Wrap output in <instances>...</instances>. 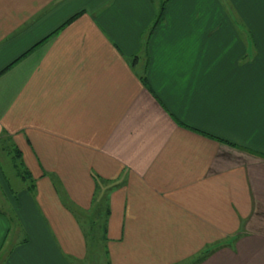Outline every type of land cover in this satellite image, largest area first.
Here are the masks:
<instances>
[{
	"label": "crops",
	"instance_id": "0c3cea01",
	"mask_svg": "<svg viewBox=\"0 0 264 264\" xmlns=\"http://www.w3.org/2000/svg\"><path fill=\"white\" fill-rule=\"evenodd\" d=\"M162 2L0 0V264H264V0Z\"/></svg>",
	"mask_w": 264,
	"mask_h": 264
},
{
	"label": "rangeland",
	"instance_id": "374dc122",
	"mask_svg": "<svg viewBox=\"0 0 264 264\" xmlns=\"http://www.w3.org/2000/svg\"><path fill=\"white\" fill-rule=\"evenodd\" d=\"M158 5L161 4L163 0H154ZM234 20H236V23H240L239 19L234 17ZM247 23H251L252 19H247ZM242 23H246L245 20L241 19ZM0 211L5 212L7 216L12 214L13 208H11L8 205V199L7 197H4V194L2 192V185L5 184V186H9L11 188V191H17L18 187L25 186L26 183H28V178L25 177L26 181H21V178L19 175H25L23 172V166L20 165V160L14 156V146L8 141H5L3 144L0 142ZM4 183V184H3ZM14 192V194H15ZM13 194V195H14ZM10 220V219H9ZM14 223V226H12V219L10 222V230L6 237V241L2 247V249H6L8 245L13 244L14 241H16V231L19 230L18 226L16 227ZM95 229H98L97 226ZM14 232L12 233V231ZM99 230V229H98ZM100 231V230H99ZM3 250V251H4Z\"/></svg>",
	"mask_w": 264,
	"mask_h": 264
},
{
	"label": "trees",
	"instance_id": "16d2710c",
	"mask_svg": "<svg viewBox=\"0 0 264 264\" xmlns=\"http://www.w3.org/2000/svg\"><path fill=\"white\" fill-rule=\"evenodd\" d=\"M164 2L161 3V6H160V9H159V12L158 14L156 15V18L154 19L153 21V24L152 26H155L156 24L160 23L162 21V18H163V4ZM140 78L142 79L143 82H145V79L143 76H140ZM102 227V226H101ZM100 227V228H101ZM99 229V228H98ZM94 237V236H93Z\"/></svg>",
	"mask_w": 264,
	"mask_h": 264
}]
</instances>
